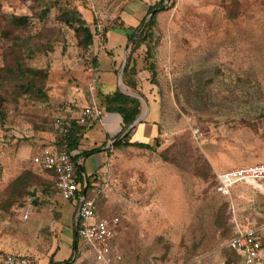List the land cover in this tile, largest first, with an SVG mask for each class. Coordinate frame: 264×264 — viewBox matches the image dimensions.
<instances>
[{"label":"rangeland","instance_id":"obj_1","mask_svg":"<svg viewBox=\"0 0 264 264\" xmlns=\"http://www.w3.org/2000/svg\"><path fill=\"white\" fill-rule=\"evenodd\" d=\"M161 1L0 0V264L7 254L48 264L70 250L75 208L30 159L56 144L59 116L93 100L104 110L100 88L112 85L138 98L140 122L155 125L152 139L130 133L151 149L116 148L113 138L99 169L109 189L98 212L121 218L120 252L137 264H240L226 243L239 227L264 223V182L240 184L228 198L214 187L218 173L264 164V0H165L135 50V36L117 28L145 24ZM65 10L91 30L90 45L63 21ZM119 35L127 41L114 49ZM25 66L43 72L34 77L41 94ZM103 135L96 127L89 142ZM103 156L87 158L86 172ZM25 172L35 184L13 187ZM77 250L79 262L101 264L86 240Z\"/></svg>","mask_w":264,"mask_h":264},{"label":"built area","instance_id":"obj_2","mask_svg":"<svg viewBox=\"0 0 264 264\" xmlns=\"http://www.w3.org/2000/svg\"><path fill=\"white\" fill-rule=\"evenodd\" d=\"M101 32V30H100ZM104 110L95 102L83 108L77 115H63L56 119L59 127L68 132L73 123L88 124L93 120H101ZM26 163V159H22ZM33 166L42 168L56 175L58 195L75 205V235L84 239L92 247L96 260L101 264H137L127 261L117 246L122 220L117 215L100 216L97 201L106 195L109 189L108 178L94 185L87 193V184L77 180L75 162L65 149L59 150L55 145L47 146L39 154L30 159ZM81 164V160L78 161ZM87 173V172H86ZM101 173L97 170L92 175ZM216 191L230 197L234 188L240 184L262 186L264 182V164L251 165L241 169L225 171L217 174ZM24 218H29V207L24 210ZM264 225L260 227H239L234 236L226 243V248L237 255L240 264H264ZM2 264H39L29 255L7 254ZM69 264H79L73 261Z\"/></svg>","mask_w":264,"mask_h":264},{"label":"trees","instance_id":"obj_3","mask_svg":"<svg viewBox=\"0 0 264 264\" xmlns=\"http://www.w3.org/2000/svg\"><path fill=\"white\" fill-rule=\"evenodd\" d=\"M164 2L165 0L149 7L148 14L149 15L151 14V16L149 20L146 21L145 24H144V21H142L139 24V26L135 27V26H127L126 24L123 23L121 27L117 28L125 32L127 36L129 34L130 39H132V37L135 36L134 39H132V44L135 46L134 47L135 50L140 47L142 41L147 40L148 38L151 37L152 29L157 24L156 20H157L158 9H161L160 7L163 6ZM63 14H65V18L63 19L64 22H67L68 24H71V25L78 24V26L75 27L76 32H79L84 36V38L86 39L87 46L90 45L93 41V34L88 27H85V23L81 20L78 13L75 11L65 10V13ZM9 22L16 27H26V25H28V18L11 16L9 17ZM143 24L144 26L142 30H140ZM19 70H21L22 73L27 74L30 77L29 84H31L33 87H36V86L38 87L34 77L39 76L40 74L43 75L42 71L30 68V67H26V66L24 67V69H19ZM38 92L40 94L42 93L39 87H38ZM101 95H103V99H104V105H105L104 112L117 113L123 118V127H122L121 132L114 138V140L116 141L114 146L116 148L136 147L139 149H151L152 147L147 143L133 141L131 134H130L135 129L133 124L139 118L141 114V105H142L141 101L138 98L126 95L124 92H122L119 89H116L115 92L112 94H104L102 92ZM102 104H103V101H102ZM88 127H89V123L80 124V123L75 122L73 123L71 129L68 132L64 133L65 132L64 127L57 126V128L60 129V138L55 144V146L59 150L65 149L68 153L72 155V159L75 162V168H76L75 174L77 175V180L83 184L85 183L87 184V193L94 185L101 183L104 180V178H103L102 173H99V174L95 173L92 175H87L86 170H85V161L90 156L102 152L104 148L107 146V142H106L101 147H96L92 150L81 152L79 150L80 145L85 137V134L88 131ZM79 160H81L80 165L77 164ZM37 168L41 169L42 171H46L42 168H39V167ZM46 172L51 175V178L53 180L52 186L54 187V190L56 191V193H58L56 189V175L49 171H46ZM217 183L218 182L216 178V184L214 187L215 191H216ZM33 184H35V177L32 176V173L25 172L14 181L13 187L23 189ZM47 186H49V184H47ZM216 193L224 198H228V197H225L219 194L217 191ZM97 204H98V201H97ZM223 218H224L223 216L222 218L220 216L217 217L216 223L222 224ZM262 225H264V223H257L256 225H252L250 227L254 228V227H260ZM233 236L234 234H232L230 238H232ZM78 239L79 238L75 235V241H74L75 249L77 248ZM261 242L264 246V236L261 238ZM231 253L234 254L233 252ZM72 261H73V257L69 259L68 261H63V262L51 260L48 264H69Z\"/></svg>","mask_w":264,"mask_h":264},{"label":"crops","instance_id":"obj_4","mask_svg":"<svg viewBox=\"0 0 264 264\" xmlns=\"http://www.w3.org/2000/svg\"><path fill=\"white\" fill-rule=\"evenodd\" d=\"M126 36L124 35H119L118 37H114V42L113 44L111 45V47H113L114 49H116V47H120L122 46V44H125L126 42ZM116 66V65H115ZM116 68V67H115ZM114 69V68H113ZM101 92H103L104 94H112L115 92L116 90V85H112L110 88H109V91L106 92V90H104L102 87L100 88ZM100 92V91H99ZM96 103L97 104V101L96 100H93L92 103L86 107H89L91 106L93 103ZM98 105V104H97ZM99 106V105H98ZM85 108V107H84ZM112 113H106L105 112V115L104 117L101 119V120H94L92 122H90V126L94 125L93 128L89 129L87 131V133L85 134V137L84 139L88 140V144L87 145H84L83 142H81V147H80V151H89V150H92L94 148H96L97 146L101 147L102 145H104L106 142H108V146L104 148V150L100 153H97L98 155H104L102 159H99L98 160V164L100 165L99 168L97 170H99L102 165L105 164L106 162V159H107V151L106 149L110 146L111 143L115 142L114 140H112L113 138H115L122 130V127H123V118L122 116H120L119 114L116 113V115H118L120 117V121L115 119L114 117H112L111 115ZM149 117V114L147 116V118ZM120 122V126H117L116 125ZM135 129L133 130V132L137 133L138 135H142V136H147L149 137L150 139H152V132L154 131V127L155 125H152L150 122L147 121H144V122H139L138 124H135ZM96 127H99L100 130L104 133V135L100 138V141L99 142H89V133L91 132L92 129L96 128ZM132 137H134L132 135ZM133 141H138L140 142L139 140H134L133 138ZM43 148H41L36 154H39L41 151H42ZM35 154V155H36ZM95 155V154H94ZM87 161V159H86ZM86 161H85V165H86ZM37 168V167H36ZM96 170V171H97ZM72 204V203H70ZM75 208V205L72 204ZM35 211V208L30 204L29 205V212H34ZM74 218H75V212H74V216H73V232L72 234L74 235L73 237H75V228H74ZM29 219V218H28ZM27 219V220H28ZM64 233V232H63ZM63 235V234H62ZM63 237V236H62ZM69 238V236H68ZM62 245V242H60V247ZM72 247H73V259L76 263H79V264H85V261H78V250L77 248L75 249V246H74V241H73V244L72 246H69L70 250L62 255L61 254V250L58 252V254L55 256V261H59V262H63V261H67L69 260L70 256H71V251H72ZM87 264V263H86Z\"/></svg>","mask_w":264,"mask_h":264},{"label":"water","instance_id":"obj_5","mask_svg":"<svg viewBox=\"0 0 264 264\" xmlns=\"http://www.w3.org/2000/svg\"><path fill=\"white\" fill-rule=\"evenodd\" d=\"M120 88L122 89V91L125 92V89L122 87V85L120 86ZM125 94H127V93L125 92ZM140 121H141V119L139 118V119H137V121H135V123L140 122ZM135 123H134V124H135Z\"/></svg>","mask_w":264,"mask_h":264}]
</instances>
